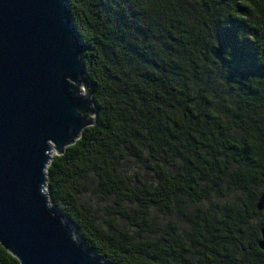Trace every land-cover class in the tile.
I'll return each instance as SVG.
<instances>
[{"label": "trees", "instance_id": "16d2710c", "mask_svg": "<svg viewBox=\"0 0 264 264\" xmlns=\"http://www.w3.org/2000/svg\"><path fill=\"white\" fill-rule=\"evenodd\" d=\"M67 1L93 114L46 167L51 207L106 264H264V0Z\"/></svg>", "mask_w": 264, "mask_h": 264}, {"label": "water", "instance_id": "95a60500", "mask_svg": "<svg viewBox=\"0 0 264 264\" xmlns=\"http://www.w3.org/2000/svg\"><path fill=\"white\" fill-rule=\"evenodd\" d=\"M67 0H0V245L19 264H106L46 194L50 150L92 124L91 91ZM263 226L264 191L256 203Z\"/></svg>", "mask_w": 264, "mask_h": 264}, {"label": "rangeland", "instance_id": "374dc122", "mask_svg": "<svg viewBox=\"0 0 264 264\" xmlns=\"http://www.w3.org/2000/svg\"><path fill=\"white\" fill-rule=\"evenodd\" d=\"M54 155H57L55 151H54L52 156H54ZM235 197H236L235 193L227 192L224 198L213 196L209 201H204V202L199 203L197 205H192V204L187 203V206H188V209L190 211L194 210L197 207L207 209L210 211H214L217 206H224L225 203L232 201L233 199H235ZM82 201L85 202L87 205H89L96 212V214H98L100 220H102L106 216L105 207L108 204L109 205L111 204L110 201H109V203L108 202L103 203V202L95 199L94 197H92L89 193L82 196ZM152 217H153L155 227H157V232L159 234L163 233L164 231H169V229H170L169 224L171 222L176 223V226H177L176 235L179 236L182 240H185V237L189 233V228L186 226V224L182 221L180 216H178L177 214H173L171 216H161V215H157L153 211ZM125 228L129 231L130 234H132L136 237L138 236L137 235L138 232L135 228H133L129 225H125ZM143 235L146 238L151 237V233H149V232H144Z\"/></svg>", "mask_w": 264, "mask_h": 264}, {"label": "bare ground", "instance_id": "6f19581e", "mask_svg": "<svg viewBox=\"0 0 264 264\" xmlns=\"http://www.w3.org/2000/svg\"><path fill=\"white\" fill-rule=\"evenodd\" d=\"M54 148L53 147H51V150H50V156L52 157V155H53V153H54Z\"/></svg>", "mask_w": 264, "mask_h": 264}, {"label": "built area", "instance_id": "2783aa9c", "mask_svg": "<svg viewBox=\"0 0 264 264\" xmlns=\"http://www.w3.org/2000/svg\"><path fill=\"white\" fill-rule=\"evenodd\" d=\"M45 190H46V188H45ZM46 194H47V192H46Z\"/></svg>", "mask_w": 264, "mask_h": 264}]
</instances>
